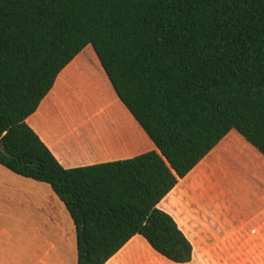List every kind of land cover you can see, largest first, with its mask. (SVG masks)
I'll return each instance as SVG.
<instances>
[{"label":"trees","instance_id":"16d2710c","mask_svg":"<svg viewBox=\"0 0 264 264\" xmlns=\"http://www.w3.org/2000/svg\"><path fill=\"white\" fill-rule=\"evenodd\" d=\"M87 47L156 150L65 169L27 124ZM232 130L264 156V0H0V165L51 187L78 264L137 235L190 263L158 205Z\"/></svg>","mask_w":264,"mask_h":264},{"label":"crops","instance_id":"0c3cea01","mask_svg":"<svg viewBox=\"0 0 264 264\" xmlns=\"http://www.w3.org/2000/svg\"><path fill=\"white\" fill-rule=\"evenodd\" d=\"M79 56L60 78L83 66L85 57ZM54 88L27 124L65 169L156 150L121 101L118 114L124 121H76L79 128L65 130L53 114ZM48 186L0 165V264H78L75 226ZM158 208L191 242L193 259L188 264H264V156L236 130L180 180ZM106 264L176 263L137 235Z\"/></svg>","mask_w":264,"mask_h":264},{"label":"rangeland","instance_id":"374dc122","mask_svg":"<svg viewBox=\"0 0 264 264\" xmlns=\"http://www.w3.org/2000/svg\"><path fill=\"white\" fill-rule=\"evenodd\" d=\"M81 55L86 60L83 66L71 76L59 77L56 82L52 94L54 103L57 104L54 106V117L58 118L65 130L79 128L76 121H124L118 114L120 99L114 92L93 48H86ZM59 118H66V121H60ZM58 201L62 205L60 199Z\"/></svg>","mask_w":264,"mask_h":264}]
</instances>
